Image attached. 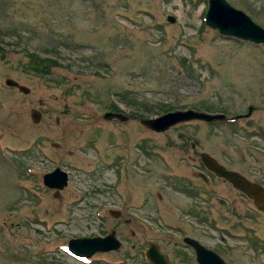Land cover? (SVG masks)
<instances>
[{
    "label": "rangeland",
    "instance_id": "1",
    "mask_svg": "<svg viewBox=\"0 0 264 264\" xmlns=\"http://www.w3.org/2000/svg\"><path fill=\"white\" fill-rule=\"evenodd\" d=\"M226 1L264 28V0ZM206 9L207 0H0V264H98L101 255L77 260L64 246L112 228L124 252L148 238L174 248L180 235L194 233L233 264H264L247 241L185 213L210 212L225 224L218 198L212 207L210 195L198 202L179 187L199 167L190 161L194 151L264 178V44L219 34L205 25ZM112 105L127 120L104 119ZM248 105L251 114L232 121L160 132L140 123L187 108L244 115ZM31 108L41 112L37 123ZM10 143L24 156L15 157ZM31 164L40 175L59 167L68 184L54 200H43L41 188L39 203L24 199L15 210L14 183L33 179ZM213 188L215 196L233 195L217 180Z\"/></svg>",
    "mask_w": 264,
    "mask_h": 264
},
{
    "label": "flooded vegetation",
    "instance_id": "2",
    "mask_svg": "<svg viewBox=\"0 0 264 264\" xmlns=\"http://www.w3.org/2000/svg\"><path fill=\"white\" fill-rule=\"evenodd\" d=\"M258 134L264 136L261 134V131L258 132ZM13 144L14 143H10L8 145L6 144V148H9ZM33 145L34 144H32L31 148H29L28 150L25 149L26 155H32V153L34 152ZM16 146L15 148L9 149L16 150L15 157H17L18 154L21 155L18 158L23 157L25 154L24 148H21V146L19 145ZM194 152L196 155L191 156L190 161L197 162L199 167L197 168V170H193L191 172L192 175L190 177L184 176V178L181 180L182 182L180 183L179 187L183 191V193L186 194L189 198H193L198 202H200L199 198L202 197L203 200L207 202L209 199L205 195H210V198L214 201L213 203L211 201L207 204H210L212 207H214L213 205L215 204V199L218 198V203L224 205L222 208H224L223 210L225 211V215L228 218L229 222L225 224H218L214 220H211V218L214 219V217H211L210 212H206V214L204 215L197 212L194 208H189L185 211V213L190 217L195 218L197 221H201L203 224H205L206 227L210 228L211 231H216L220 232L221 234H225L229 236V238L232 240L247 241L250 244L252 250L264 255V237L261 236V234H264V228L260 223L261 220L264 219V211L258 209L255 206L253 199L248 197L243 191L234 188L229 181L222 177H218L215 173L206 168L200 158L201 152ZM16 160L18 159L16 158ZM11 164L14 165V161H11ZM31 167L33 168L32 180L24 184L22 181L19 180L18 177V179H16L14 183L16 197L14 198L13 204L16 206L15 210L22 211V207H20L19 204H21L24 199H26L25 201L32 202L34 200L33 202L39 203L41 197L39 195L38 190L41 188L43 190L41 191L43 193V200H54L56 197L57 191L43 184V176L49 173L51 169L48 170L46 173H42V175H40V173L37 172L38 170L34 169L36 168V166L31 164ZM225 167L227 169L239 172L248 180L264 187V178L262 180H256L253 179L251 175H246L241 171L228 168L227 166ZM258 172L262 174V172H264V169L262 170V168H259ZM40 177L42 178V180H40ZM216 180L227 186L232 192L231 194L233 195L215 196L217 193H215L213 186ZM158 197L161 198L160 195H158ZM11 213L9 214V216H13V214ZM120 216L121 213L116 219L119 220ZM124 221L125 223H130V219H125ZM1 225L7 226V221L3 220ZM9 225L13 226V223H10ZM18 225L19 223L16 224V226ZM117 226L118 225H116V227ZM175 230L180 231L181 229L175 228ZM117 231V228H112L110 230V232H114L115 236L117 235ZM3 232L4 229L0 230V235ZM130 233L132 237H135L136 232L134 230H130ZM106 234H103L101 236H104ZM200 236H196L194 235V233L182 234L180 235V244L174 245V248L170 247L168 244L163 245L162 243H160V240H158L157 242L155 240H152L151 238H148L145 239L144 243L141 245L132 244L130 246V250L128 252H124L122 249L124 247L121 243V245H119L116 250L93 253L88 258L77 259L92 260L94 259V256L101 255L100 258H98V264H126V261L129 263L134 261L136 258L141 259L139 264H153L152 259H159L158 255H160V257H162V259H160L162 262L161 264H201V262H209L213 264L215 262L210 261V259H215V256L223 260V262L226 264H233L230 260L224 257L221 249L216 248L215 246L208 245ZM153 243L155 245H153ZM199 245H201V247L203 248H201ZM153 249H156L158 252L152 254Z\"/></svg>",
    "mask_w": 264,
    "mask_h": 264
},
{
    "label": "water",
    "instance_id": "3",
    "mask_svg": "<svg viewBox=\"0 0 264 264\" xmlns=\"http://www.w3.org/2000/svg\"><path fill=\"white\" fill-rule=\"evenodd\" d=\"M207 5L204 19L208 27L218 29V32L224 36L250 41L255 44H264V28L256 24L245 12L233 7L226 0H208ZM167 20L169 22H174L175 18L173 16H168ZM5 83L9 86L16 87L24 94L29 92L27 86L19 84L12 78H7ZM253 109V105H249L247 113L235 116H226L223 113H206L190 108L186 110L177 109L161 114L156 118H143L140 122L145 127L160 132L185 121L203 120L213 122L223 119L234 120L241 116L248 117ZM103 117L108 120H127V116L121 112H105ZM30 118L34 123H37L41 118V112L32 108L30 110ZM200 158L206 168L215 173L218 177H222L229 181L234 188L243 191L248 197L253 199L254 204L258 209L264 211V187L248 180L237 171L227 169L207 152H201ZM43 182L45 185L51 188H56L58 191L67 184V173L60 168H56L52 172L44 175ZM110 214L114 217H118L120 211L110 210ZM120 244L121 243L115 237L114 232H111L105 237L96 236L91 238L71 239L68 242V248L77 256H90L97 251L117 249ZM153 245L155 244L153 243ZM199 246L201 247V245ZM156 252H158L156 249L152 250V254H155ZM158 258L159 259H152V263L161 264L162 262L160 259H162V257L158 255ZM214 258L215 259H210V261L215 262L213 264H226L220 258L215 256ZM201 264L212 263L201 262Z\"/></svg>",
    "mask_w": 264,
    "mask_h": 264
},
{
    "label": "trees",
    "instance_id": "4",
    "mask_svg": "<svg viewBox=\"0 0 264 264\" xmlns=\"http://www.w3.org/2000/svg\"><path fill=\"white\" fill-rule=\"evenodd\" d=\"M47 60V61H49L50 63H55L54 62V60H51V59H49V58H43V59H40L39 61H42V60ZM42 67L45 69V65H42ZM46 70V69H45ZM111 110H117V107H115V105H112V107H111Z\"/></svg>",
    "mask_w": 264,
    "mask_h": 264
},
{
    "label": "bare ground",
    "instance_id": "5",
    "mask_svg": "<svg viewBox=\"0 0 264 264\" xmlns=\"http://www.w3.org/2000/svg\"><path fill=\"white\" fill-rule=\"evenodd\" d=\"M204 17H205V14H204ZM204 22H205V19H204ZM203 152H205V151H203ZM221 164V163H220Z\"/></svg>",
    "mask_w": 264,
    "mask_h": 264
}]
</instances>
